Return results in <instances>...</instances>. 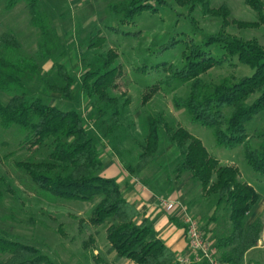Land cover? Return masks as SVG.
Instances as JSON below:
<instances>
[{
  "label": "rangeland",
  "instance_id": "1",
  "mask_svg": "<svg viewBox=\"0 0 264 264\" xmlns=\"http://www.w3.org/2000/svg\"><path fill=\"white\" fill-rule=\"evenodd\" d=\"M38 1L40 11L51 21V35L57 41L58 51L42 65L40 78L29 84L28 95L43 98L49 105L63 111H78L86 122L88 133L98 145L103 165L114 162L122 171L135 165L142 151L148 116L162 114L165 127H182L200 139L211 156L221 165L236 167L240 181L248 183L259 193L261 198L256 203L259 206L249 211L253 216L247 215L245 224L260 218L262 233L257 246L245 254L241 264H264V177L254 173L244 159L245 146L255 149L259 144L254 133L264 131V112L248 124L245 145L232 150L220 148L216 146L211 130L191 123L183 109L174 107L173 98L185 97L187 84H174L169 88L164 84L158 85L171 77V70L183 67V53L187 52L184 43L202 46L209 36L224 33L243 40H256L264 46L263 26L237 25L257 20L244 0H208L211 9L225 6L229 10L228 24L224 26L220 18L203 13L201 7L190 9L178 5L175 0H162L163 5L156 6L155 12H142L135 17L133 25L121 28L127 35H115L108 30V27L116 25L118 18L109 14L106 7L118 0ZM5 2L0 0V38L4 33L13 32L21 52L33 56L39 32L30 24L25 3L6 10ZM95 36L102 37L104 42L97 48H89ZM172 41H177V45L163 50V46L170 45ZM205 49L217 60L223 54L215 46ZM109 50L117 55L112 67L119 71L115 86L108 90V95L116 98L120 106L117 124L111 120L110 106L96 97H86L79 82L86 70L99 66L100 58ZM56 64L65 65L74 80L72 102L62 99L49 88L60 85ZM158 65V72L151 69ZM252 74L249 67L234 59L212 68L201 79L207 84H216L225 77L238 79ZM153 86L157 90L150 92ZM147 93L151 98L142 104V97ZM257 97L258 94L251 96L248 103ZM9 99V94L0 91V103L6 104ZM127 99L129 105L123 107ZM165 127L159 129L161 144L154 162L141 173L130 176L158 199L175 202V213L181 215L182 221L186 216L196 219L206 240L215 248L216 239L230 230L228 208L224 205L217 208V198L205 194L189 173L177 175L174 172L180 154L168 141ZM109 130V136L105 137ZM23 137L17 128L3 129L0 126V231L34 246L55 264H129L125 259L123 262L116 259L106 241V229L111 221L100 226L87 224L98 199L82 203L53 198L34 185L29 176L16 166L20 161L39 162L47 158L44 149L22 146ZM82 222L87 226L80 231ZM216 253L218 255L217 250Z\"/></svg>",
  "mask_w": 264,
  "mask_h": 264
},
{
  "label": "trees",
  "instance_id": "2",
  "mask_svg": "<svg viewBox=\"0 0 264 264\" xmlns=\"http://www.w3.org/2000/svg\"><path fill=\"white\" fill-rule=\"evenodd\" d=\"M178 5L190 9L201 7L205 14H211L228 24L229 10L225 6L211 9L208 0H175ZM24 2L31 26L38 30L39 40L33 56L24 55L17 36L9 31L0 38V91L10 95L6 104L0 103V126L3 129L17 128L23 133L22 146H34L46 150V160L20 161L16 166L22 169L40 190L49 196L64 200L89 203L98 199L90 212L87 224L100 226L111 221L106 229V241L116 259H126L133 264H179L176 254L156 236L146 219L135 205L129 202L120 190L115 178L101 176L103 162L98 155V145L88 133L86 122L76 110L63 111L49 105L43 98L30 97L27 89L30 83L40 78L44 63L51 60L58 51L57 41L51 35V21L39 9L38 0H6L5 9L12 10ZM154 4H156L154 6ZM255 14L253 23L239 22L241 27H264V0H244ZM162 0H118L109 3L106 10L116 16V25L108 27L115 35H127L121 28L133 25L136 16L142 12H155ZM89 48H97L104 42L102 37H93ZM177 45L172 41L163 46L168 50ZM168 46V47H167ZM203 46V47H202ZM202 46L184 43V65L180 70H171V77L164 84H187L188 91L183 98L174 97L176 109H183L191 123L211 130L216 146L228 150L245 145L248 140L247 126L264 112V46L256 40H243L224 33L209 36ZM218 47L223 54L220 60L212 57L205 48ZM116 53L109 50L100 58L97 68L86 70L79 78L80 90L86 97H96L112 109L111 120L118 123L120 106L116 98L108 95L115 86L119 71L112 67ZM236 60L249 67L253 74L238 79L225 77L216 84H207L201 76L226 60ZM156 67H151L158 72ZM60 85L51 91L68 102L74 100V80L65 65H55ZM156 87L149 89L155 92ZM258 97L251 103V96ZM151 94L142 97V104L148 102ZM129 105L127 99L123 107ZM147 135L142 151L135 165L127 166L129 174H139L154 162L161 144L159 129L164 126L162 114L148 116ZM111 130L104 134L108 137ZM167 139L180 154L175 166L177 175L189 173L202 191L217 198L216 206L228 208L230 230L218 237L215 248L223 264H241L245 254L255 248L262 233V222L256 218L246 225L245 217L260 200V195L246 182L240 181L236 167L221 165L211 156L200 139L182 127H165ZM257 148L245 146L244 159L251 170L264 177V131L254 133ZM82 222L79 230L86 228ZM0 264H55L47 255L32 245L19 242L6 232L0 231Z\"/></svg>",
  "mask_w": 264,
  "mask_h": 264
},
{
  "label": "crops",
  "instance_id": "3",
  "mask_svg": "<svg viewBox=\"0 0 264 264\" xmlns=\"http://www.w3.org/2000/svg\"><path fill=\"white\" fill-rule=\"evenodd\" d=\"M130 175L126 170H120L114 162L104 164L101 173L102 177L115 178L117 180L122 195L135 205L141 215V219L148 221L156 236L176 254V258L184 256L187 253L184 225L181 215L175 213L177 208L175 207L171 212H166L160 204L161 199H158L141 182H138ZM257 205L259 206V204H255L253 208H257ZM255 211L254 213H256ZM248 216H253V213H249ZM119 260L124 261L123 259ZM125 262L133 264L126 259Z\"/></svg>",
  "mask_w": 264,
  "mask_h": 264
},
{
  "label": "built area",
  "instance_id": "4",
  "mask_svg": "<svg viewBox=\"0 0 264 264\" xmlns=\"http://www.w3.org/2000/svg\"><path fill=\"white\" fill-rule=\"evenodd\" d=\"M160 204L166 212H171L176 207L175 202L164 199L160 200ZM183 225L187 253L184 256L176 258L177 263L223 264L216 253V249L206 240L196 219L186 216L183 219Z\"/></svg>",
  "mask_w": 264,
  "mask_h": 264
}]
</instances>
